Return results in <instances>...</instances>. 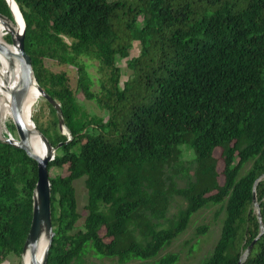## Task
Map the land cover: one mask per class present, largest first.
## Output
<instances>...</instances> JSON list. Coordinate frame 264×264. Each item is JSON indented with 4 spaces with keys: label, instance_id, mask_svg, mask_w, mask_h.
<instances>
[{
    "label": "trees",
    "instance_id": "obj_1",
    "mask_svg": "<svg viewBox=\"0 0 264 264\" xmlns=\"http://www.w3.org/2000/svg\"><path fill=\"white\" fill-rule=\"evenodd\" d=\"M13 1L35 79L59 102L70 133L47 163L44 264H78L87 249L118 262L148 259L193 211L220 202L210 252L187 264H264V0ZM11 13L0 0V14ZM132 40L139 48L129 55ZM117 57L128 69L121 80ZM85 59L94 61L95 87ZM78 90L105 114L88 113ZM47 109L46 125L31 120L54 144L64 136ZM51 165L65 166L49 174ZM35 180V160L0 139V261L22 252ZM174 195L182 202L167 214ZM177 258L167 251L143 264Z\"/></svg>",
    "mask_w": 264,
    "mask_h": 264
},
{
    "label": "rangeland",
    "instance_id": "obj_2",
    "mask_svg": "<svg viewBox=\"0 0 264 264\" xmlns=\"http://www.w3.org/2000/svg\"><path fill=\"white\" fill-rule=\"evenodd\" d=\"M4 17V16H1ZM6 20L12 25H14L10 19H3ZM2 32V33H1ZM0 32V39L4 45H8L9 47L14 48L13 45V35L9 34L11 33L9 30H2ZM5 34L8 35V40L5 39ZM139 43L137 40L131 41V46L129 48V55L136 54L138 52ZM14 51L17 53V49L14 48ZM50 60H47V63H49ZM86 63V69L90 75V78L93 81L92 87H95L96 83V72H95V65L94 61L90 59H85ZM116 63L120 68V80L125 77V75L128 72V69L125 65V58L123 57H117ZM33 83L34 88L29 87V97L33 99V102L30 103V107L28 108L27 101V111L29 113V117L31 120V115L35 114L36 118L40 125L44 126L47 123V115H48V109H47V102L44 100V98L41 96V94L36 89L35 83ZM28 95V93H27ZM28 97V99H29ZM76 99L78 103L88 112V113H94L97 115H104V110L100 109L91 99L86 98L81 91L76 92ZM3 120L0 122V139H5L11 137L14 141V138H17L16 131L14 129L13 122L10 116V110H5L3 112ZM32 121V120H31ZM58 129V124H57ZM61 130L65 131L64 128L61 126ZM38 131V130H37ZM14 138H13V137ZM182 148L183 145L181 146ZM58 150H55L57 152ZM218 148L214 149V155H218ZM190 152L187 150H184L183 156L189 157ZM220 160L217 161V168H220ZM250 165V161H246L243 163L242 167L239 169V174L243 173ZM63 168H60L58 165H51L48 169L49 174H55L56 172L63 170ZM62 167V166H61ZM178 184H181L182 181L178 180ZM73 187H74V194H75V200L77 209L81 212V215L84 213L81 209L82 204L85 201L86 198V190L83 183V177H78L73 179ZM181 199L178 196L173 197V200L170 202V206L168 208L167 214H170L171 212L175 211L176 207L181 203ZM223 207L224 202L220 203H214V204H207L204 205L197 210L193 211L189 219L187 221V224L185 228L179 232L176 236H174L167 244H165L162 248H160L157 253L148 259H137L132 258L125 262H118L115 257L112 256H98L93 253L91 249H87L78 260V264H143L146 263L156 257H158L160 254L167 252V251H174L178 254V258L174 264H187V263H193L198 260H200L204 255L208 254L212 248L213 243L215 242L218 233L219 228L221 224V220L223 217ZM82 218H79L76 222L77 226H80ZM22 254V253H21ZM21 254H15V253H9L3 257V259L0 261V264H22L21 261Z\"/></svg>",
    "mask_w": 264,
    "mask_h": 264
},
{
    "label": "water",
    "instance_id": "obj_3",
    "mask_svg": "<svg viewBox=\"0 0 264 264\" xmlns=\"http://www.w3.org/2000/svg\"><path fill=\"white\" fill-rule=\"evenodd\" d=\"M6 1L11 11L9 0H6ZM12 2L16 10L18 11L15 2L13 0ZM1 16L3 15L0 14V17ZM20 20H21V30H20V33L16 37L17 45H18V52L16 55L19 61V68H20V85L18 89L11 94V104H10L11 119L14 125V129L16 131L18 140L16 143L11 142L8 138H5L3 140L19 148H22L27 153V155L33 158L36 162V180H35V184L33 188L31 220H30V224H29L24 242H23L22 250L24 248H27L29 250L30 264H44L47 247L49 245L50 237L52 235V231H51L52 229H51V223H50L49 181H48V175H47V163L53 157V152L58 149L61 143L66 142L70 138V133L66 126L59 102L55 98H53L51 95H49L37 83V80L35 79V76L31 69L30 58L23 47V35H22L23 20L21 18V15H20ZM5 50H6L5 46L0 43V51H5ZM31 81H34L38 92L41 94V96L44 98L47 104H49L54 109L56 113V117H57L58 130L64 136L63 140L57 141L54 144H50L45 138V136L41 132L38 131L39 137L41 138L42 142L45 144L47 148V153L43 157H40L31 151L29 147V142H28V132L19 115V110H20L23 95ZM61 126L64 128L65 131L61 130ZM253 204L255 206L257 205L254 197H253ZM256 214H257V217H259L258 209H256ZM41 230H44L47 233V241L44 246L42 259L39 263H37L34 251H35L37 240H38ZM250 246H251V243H249L247 247L244 249V251L241 253V256H240L241 258H243L248 253ZM237 264H239V262H237Z\"/></svg>",
    "mask_w": 264,
    "mask_h": 264
},
{
    "label": "bare ground",
    "instance_id": "obj_4",
    "mask_svg": "<svg viewBox=\"0 0 264 264\" xmlns=\"http://www.w3.org/2000/svg\"><path fill=\"white\" fill-rule=\"evenodd\" d=\"M9 4L11 7V12H12V16L15 21V24L12 25L8 21L0 19V32L2 30H9L11 32L10 35L11 34L13 35L14 48L17 49V52H18V45H17L16 37L20 33V30H21L20 14L16 10L12 0H9ZM0 18L5 19L6 17H0ZM0 43L3 44L1 39H0ZM4 46L6 50L0 51V122L4 118L3 112L8 109L10 110L11 94L15 92L20 85V68H19V61L16 55L17 53L14 51V48L9 47L8 45H4ZM31 82H34V81H31ZM29 87H30V84L27 87L23 95L20 110H19V115L27 129L28 142H29V147L31 151L37 154L38 156L43 157L47 153V148L45 144L42 142L41 138L39 137L38 131L35 128L33 122L30 120V117L27 111V101H28L27 93H28ZM10 116H11V113H10ZM9 140L14 143L11 137H9ZM46 241H47V233L44 230H41L38 240H37V245L34 251L37 263H39L42 259L43 250H44ZM21 253H22V256H21L22 264H30L29 250L27 248H24Z\"/></svg>",
    "mask_w": 264,
    "mask_h": 264
}]
</instances>
